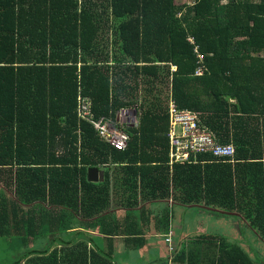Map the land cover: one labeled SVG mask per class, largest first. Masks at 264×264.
<instances>
[{
    "label": "trees",
    "instance_id": "obj_1",
    "mask_svg": "<svg viewBox=\"0 0 264 264\" xmlns=\"http://www.w3.org/2000/svg\"><path fill=\"white\" fill-rule=\"evenodd\" d=\"M82 98L129 136L124 151L79 117ZM171 101L234 145V158L170 166ZM124 112L137 123L123 124ZM93 168L103 181L89 179ZM0 183V238L18 247L70 217L122 234L111 205L129 214L170 197L264 241V0H0ZM210 237L159 264H264ZM65 242L11 264H115L111 250Z\"/></svg>",
    "mask_w": 264,
    "mask_h": 264
},
{
    "label": "crops",
    "instance_id": "obj_2",
    "mask_svg": "<svg viewBox=\"0 0 264 264\" xmlns=\"http://www.w3.org/2000/svg\"><path fill=\"white\" fill-rule=\"evenodd\" d=\"M120 121L123 124L137 123L135 116L131 112L122 113ZM169 165L172 166V159H170ZM99 171L104 173L105 179V171ZM169 171L172 176L173 170ZM116 176H122V174L117 172L115 178ZM111 207L106 213V218L121 222L119 223V228L125 231L122 234L105 235L100 231L99 227H91V220H85V223L81 225L71 226L69 224L75 223V218L70 217L69 221H66L64 225H60V222L57 221V224L52 226L51 233L46 228L41 237H38L35 241H30L28 245H35L32 247L33 249L37 246L41 250L44 248L55 250L56 248L61 249L65 245V241L74 244L84 240L90 246L89 248L92 247L95 251H102V253L108 255L109 250H111V258L115 264H159L163 261L171 262L174 254L184 246L192 248L190 240H192V237L195 239L196 236L186 234L191 233L189 231L193 229H189L187 220L194 222V216L186 217L187 212L197 213L199 218H201L199 221L210 218L209 222L223 223L225 226L222 228L231 235L232 233L242 235L243 230H245L239 220L219 216L204 206L182 205L172 197L165 200L141 202L140 206L129 214H126L128 209L118 208L115 204L111 205ZM196 232L200 233L199 228H196ZM169 236H171L170 243L167 241ZM206 236L211 238L210 235ZM214 236L221 237L220 235ZM2 240L0 238V241ZM9 240L11 239H8L5 243L6 245H8ZM164 241L167 243L166 245ZM162 243H164V250H161L160 247V245H163Z\"/></svg>",
    "mask_w": 264,
    "mask_h": 264
},
{
    "label": "built area",
    "instance_id": "obj_3",
    "mask_svg": "<svg viewBox=\"0 0 264 264\" xmlns=\"http://www.w3.org/2000/svg\"><path fill=\"white\" fill-rule=\"evenodd\" d=\"M198 58L199 67L195 74L201 76L205 72L204 56L199 55ZM170 116L172 164L188 162L201 154H211L217 159L234 158L236 151L234 145L219 143L216 136L201 123L197 114L179 110L171 101ZM79 117L90 123L98 135L115 150L124 151L126 149L129 136L107 119L95 120L89 98L80 99ZM167 241L168 243L171 242V236L168 237Z\"/></svg>",
    "mask_w": 264,
    "mask_h": 264
},
{
    "label": "rangeland",
    "instance_id": "obj_4",
    "mask_svg": "<svg viewBox=\"0 0 264 264\" xmlns=\"http://www.w3.org/2000/svg\"><path fill=\"white\" fill-rule=\"evenodd\" d=\"M190 2H191V0H178V4L190 3ZM0 186H1V183H0ZM0 191H2V189H0ZM9 195L15 196L12 193H9ZM162 210H164V208H162ZM193 210H196V209H193ZM160 213H162V212H160ZM191 216H194V218H193L194 222L201 220V218H199L197 213H191V212L186 213V217L189 218ZM210 220H211L210 218H205L202 221L195 222V223L187 220V224H188L189 229L190 230L192 228L193 229L191 231H189L191 233H187L186 235H189V236L220 235L226 239L225 241H227L228 243H231L232 246H239L242 249H244L245 251H247L248 253L254 255L255 257H258L260 259L264 258V241L261 240L258 236H255L246 227H244L245 230H243L242 235L235 234V233H232V235H231L230 233H226L224 231V229L222 227H224L225 225L223 223L209 222ZM77 223L78 222L73 223V224H69V225L74 226ZM78 228L80 229V227H78ZM196 228H199V231H200L199 234L196 232ZM192 239H194V237H192ZM16 240H18V238L16 239L13 237L11 240H9L8 245L5 244L8 241V239L7 240L3 239L2 241H0V263L1 264H11L16 258L23 255L24 252H26L27 250L33 249L32 247L35 246L31 243H30L31 245H26V244H24L23 241L19 240L21 243V246L18 247L19 245L18 246L14 245V242ZM205 242L206 241H203V245L205 244ZM164 243H165V241H164ZM164 243H162L163 245H160L161 250H164V248H163ZM166 244L167 243H165V245ZM201 248H203L202 245H201Z\"/></svg>",
    "mask_w": 264,
    "mask_h": 264
},
{
    "label": "water",
    "instance_id": "obj_5",
    "mask_svg": "<svg viewBox=\"0 0 264 264\" xmlns=\"http://www.w3.org/2000/svg\"><path fill=\"white\" fill-rule=\"evenodd\" d=\"M132 114L135 116V113H132ZM88 176H89V179L91 181L98 182V181H103L104 180V173L102 171H99L97 168L90 169L88 171ZM209 210H212L214 212H218V211L213 210V209H209Z\"/></svg>",
    "mask_w": 264,
    "mask_h": 264
}]
</instances>
